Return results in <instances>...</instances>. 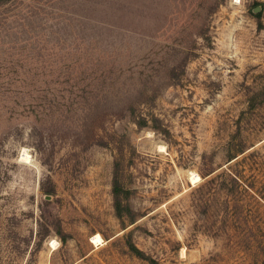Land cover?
Masks as SVG:
<instances>
[{"label":"rangeland","instance_id":"1","mask_svg":"<svg viewBox=\"0 0 264 264\" xmlns=\"http://www.w3.org/2000/svg\"><path fill=\"white\" fill-rule=\"evenodd\" d=\"M263 85L264 0H0V264H264Z\"/></svg>","mask_w":264,"mask_h":264},{"label":"trees","instance_id":"2","mask_svg":"<svg viewBox=\"0 0 264 264\" xmlns=\"http://www.w3.org/2000/svg\"><path fill=\"white\" fill-rule=\"evenodd\" d=\"M259 24L261 25L260 21H259ZM198 35L201 38L206 37L203 31H200ZM260 93L264 95V85ZM251 102L252 101H250V103L247 105V108L249 110L256 108V105L252 104ZM48 109L49 108L42 107L41 111L37 112V114L40 115L42 113H46ZM59 113L61 114L64 113L61 107L59 108ZM135 124L139 127H144L143 125L144 121L142 119ZM227 151H228L227 162L233 160L236 154L243 153L241 148L239 147L237 148L233 146L232 144L231 146L229 145V149ZM121 172H122V169L118 165V160L115 159V161L113 162V166H112V178H111L112 209L117 218L125 217L128 219L129 218L128 209H127V206H125L124 204L128 191L125 189V187L122 184ZM215 178L218 180V188L219 187L222 188V190H224L226 193H229V194H233V195L242 194L245 192V188H247V186L243 183L241 179L242 174L239 173L238 171L236 173L230 170L228 172H222L216 175L214 179ZM214 179H210L208 182L213 183V181H215ZM242 184L244 188L241 186ZM51 194H52V191L50 190L43 191V195L51 196ZM128 220L132 222L131 219H128ZM128 248H129V252H131V254H133L135 257L143 259V257H141L143 256V254L138 249H136L133 245L130 244ZM148 262L149 264H156L155 261L152 259H148Z\"/></svg>","mask_w":264,"mask_h":264},{"label":"bare ground","instance_id":"3","mask_svg":"<svg viewBox=\"0 0 264 264\" xmlns=\"http://www.w3.org/2000/svg\"><path fill=\"white\" fill-rule=\"evenodd\" d=\"M21 156L24 161L28 160V156L25 153H23ZM190 175H191V178H190L191 183L194 184L199 180V177L196 174L191 173ZM91 243L98 245L102 243V240L99 235H96L95 237L91 239Z\"/></svg>","mask_w":264,"mask_h":264},{"label":"water","instance_id":"4","mask_svg":"<svg viewBox=\"0 0 264 264\" xmlns=\"http://www.w3.org/2000/svg\"><path fill=\"white\" fill-rule=\"evenodd\" d=\"M259 10H260V8H256V9H255V13L258 12Z\"/></svg>","mask_w":264,"mask_h":264}]
</instances>
